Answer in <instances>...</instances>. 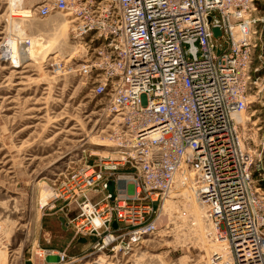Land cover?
I'll return each mask as SVG.
<instances>
[{"label":"built area","instance_id":"built-area-1","mask_svg":"<svg viewBox=\"0 0 264 264\" xmlns=\"http://www.w3.org/2000/svg\"><path fill=\"white\" fill-rule=\"evenodd\" d=\"M54 11L68 14V32L87 56L73 71L103 99L114 121L111 146L126 154L92 164L82 157L71 187L106 191L105 200L117 202L115 219L134 225L125 250L157 231L158 198L190 190L211 226L208 241L224 243L208 263L264 264V141L246 149L240 132L264 87L257 0H46L33 13ZM104 207L85 195L87 224L77 232L108 230L113 208ZM106 236L104 245L115 241Z\"/></svg>","mask_w":264,"mask_h":264},{"label":"rangeland","instance_id":"rangeland-1","mask_svg":"<svg viewBox=\"0 0 264 264\" xmlns=\"http://www.w3.org/2000/svg\"><path fill=\"white\" fill-rule=\"evenodd\" d=\"M10 1L0 0V264H209L211 250H218L174 209L153 235L123 249L134 225L115 219L117 202H107L106 191L91 202L108 206L104 212L113 208L109 229L77 232L87 224L80 206L92 190L71 187L70 174L82 157L92 164L119 149L110 143L114 121L73 71L87 56L71 38L64 12L40 17L33 10L46 0H22L13 10ZM257 3L264 15V0ZM7 39H28L32 47L53 42L58 51L13 66L3 56ZM240 132L246 149L264 141V87L251 97ZM118 172L130 173L127 166ZM164 201L154 202L156 214ZM109 234L115 241L107 246Z\"/></svg>","mask_w":264,"mask_h":264},{"label":"bare ground","instance_id":"bare-ground-1","mask_svg":"<svg viewBox=\"0 0 264 264\" xmlns=\"http://www.w3.org/2000/svg\"><path fill=\"white\" fill-rule=\"evenodd\" d=\"M21 1L22 0H11L10 4H9L10 10L19 8V6L21 4ZM64 15L68 16V14H64ZM68 22L69 21H67L65 23L68 24ZM19 36H21V34ZM18 41H19V39H18ZM18 41H12L10 39H7V40H5L3 42L4 44L2 45V46L5 47L3 49V56L7 60H9L10 64L13 65V66H20L24 62L33 60L39 55L47 56V55L53 54V53L58 51V49L56 48V46L54 45L53 42H49V43H47L45 45L41 44V45H38L36 47H32V46H26L25 44H23L24 41L22 39L19 42ZM53 41H55V40H53ZM121 155L124 156L126 154L119 152V150H115L113 153L106 154L105 156H107V157H103V158H108L109 156H114L112 158H118V157H115V156H121ZM182 191H184V190L179 191L178 193L170 196L169 198H167L164 201V203L162 205V213L160 215V218H158V220L156 221L157 225H159L162 222H167L168 220H171V215L170 214H171L172 210L174 209L175 212L179 211L180 214L182 215V221L181 222L190 223L196 229H197V227H199L200 229L203 230L201 232H203L204 236L207 238V232L210 230L211 226L205 220V218L203 217L202 208L197 203L196 199L194 198V196H193V194H192V192L190 190H188V191H190V195L189 196H188V191H186L187 195H185ZM122 192L124 193L125 191H122ZM180 192H182V193H180ZM98 193H99L98 189H96V188L92 189V191H90V193L86 194V198L91 200L92 198L97 196ZM124 195H121V197H124ZM178 197L182 198L183 204L181 203L182 200L180 202V199L179 200L177 199ZM175 198H176V200H173ZM87 206H89V205H85V208ZM194 209L199 214H196ZM85 210H86V212H90V206H89V209H85ZM185 210L189 213V215L191 216V219L188 220V219L185 218L186 217ZM196 224H197V226H195ZM101 225H102V219L97 217V216L93 217V226L95 228H99ZM111 240L112 239L109 236V238L106 239L105 242L107 243V242H110ZM223 244L224 243H222V242H218V243H214V244L211 243V245H214L213 248H216L218 251H224V245Z\"/></svg>","mask_w":264,"mask_h":264},{"label":"water","instance_id":"water-1","mask_svg":"<svg viewBox=\"0 0 264 264\" xmlns=\"http://www.w3.org/2000/svg\"><path fill=\"white\" fill-rule=\"evenodd\" d=\"M213 31H214V33H215V36H217V35L219 34V30H218L217 28H214ZM113 189H114V182H113L112 180H110V181L107 182V191L112 195V198L114 197ZM60 221H61L62 223L64 222V220H63L62 217H60ZM115 225H116V224L113 223V226H115ZM78 241H80V242H84V241H86V239L83 238V237H80V238L78 239Z\"/></svg>","mask_w":264,"mask_h":264}]
</instances>
